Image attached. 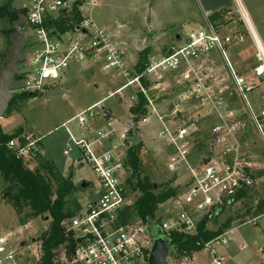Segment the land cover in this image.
<instances>
[{"label":"built area","instance_id":"2783aa9c","mask_svg":"<svg viewBox=\"0 0 264 264\" xmlns=\"http://www.w3.org/2000/svg\"><path fill=\"white\" fill-rule=\"evenodd\" d=\"M95 4L94 0L30 1L25 7V27L32 41L25 44L26 58L19 65L22 77L19 75L18 91L41 94L59 84L72 67L89 64L123 81L115 93L134 86L146 101L140 124L149 128L156 125L154 140L169 150L166 170L176 173L185 169L189 174L188 189L173 201L177 209L175 217H167L158 226L167 237L172 231L194 234L199 216H216L242 201L256 184L258 172H264V165L260 166L251 156L242 136L246 122L250 121L264 147V108L256 113L248 100V94L259 85L238 75L228 56V47L242 42L243 37L240 32L223 34L205 18L202 26L187 31L180 45L170 46L161 59H149L143 74L135 76L126 65L125 51L111 43L94 22L91 10ZM75 8L80 17L78 24L72 31L54 35L47 21L57 18L62 11L70 14ZM240 15L255 46L252 79L264 81V47L258 45L244 11ZM212 53L222 58L224 65L220 69L208 66L207 57ZM169 74L176 77L179 101L190 108L183 117L179 105L167 115L160 109L159 102L169 89ZM233 97L239 98L241 107L235 106ZM256 98L264 106V89L259 90ZM131 100H135L134 96ZM176 118L182 120L181 125L174 124ZM205 119H213L215 123L206 134V153L192 167V148L202 133L197 123ZM78 123L85 124L82 115L78 116ZM130 127L118 135L110 129L96 132L92 139H72L82 158L91 165L100 188L97 198L83 204L66 223L75 246L61 264H147L152 241L146 227L140 222H120L128 205L122 181L125 163L121 148ZM37 147L34 143L22 146L15 139L7 143V148L22 160L37 151ZM68 153L69 149L64 151V155ZM263 216L257 214L241 224L255 223ZM234 230L230 227L204 243L197 253L208 256L210 264H223L219 247L232 240ZM9 240L10 235L0 237V264L3 260L18 264L15 252L8 250ZM26 248L32 250L29 245ZM259 251L264 255V247Z\"/></svg>","mask_w":264,"mask_h":264},{"label":"rangeland","instance_id":"374dc122","mask_svg":"<svg viewBox=\"0 0 264 264\" xmlns=\"http://www.w3.org/2000/svg\"><path fill=\"white\" fill-rule=\"evenodd\" d=\"M6 0H0L3 4ZM31 0H13L12 7L14 9H24L29 5ZM112 4L111 15L109 16L112 21L123 18L124 22H130L135 25L142 12L141 6L146 3L153 5V16L162 21L169 20H182L186 15L188 20L184 22L183 19L179 24L178 33L185 38L187 31L197 29L203 20V6L205 3H210L212 0H114ZM225 2V0H222ZM232 8L227 18L230 17V25L227 31L240 32L243 41L232 45L230 49L231 64H238L245 75H251L252 67L254 66L255 48L252 44V38L246 30V26L240 15V12L246 10L245 17L250 18V21L258 34V37L264 47V0H231ZM180 4L182 9L180 10ZM96 15H93L95 23L103 27V7H98ZM135 13L132 14V11ZM247 17V18H248ZM249 20V19H248ZM200 21V22H199ZM249 22V21H248ZM250 24V22H249ZM11 23L9 19L4 18L0 20V66H2L4 57L7 54L9 47L8 35L11 33ZM223 30V28H222ZM225 31V30H224ZM25 44L28 45L32 41L26 27L23 29ZM244 36H246L244 38ZM153 41V40H149ZM173 41V35L160 36L155 38L154 43L150 46V55L157 56L164 52L165 46ZM151 43V42H149ZM25 45V46H26ZM137 57V54L136 56ZM137 59V58H136ZM134 59V61H136ZM160 59V58H158ZM131 58L126 60L128 68H132ZM130 64V65H129ZM134 64V63H133ZM218 64L223 66L224 62L219 56ZM253 65V66H252ZM93 67V66H91ZM75 68V67H72ZM68 72L59 84L47 88L43 93L30 95L25 97V100L16 99L7 108L4 116L0 119V130L4 134H11L15 130L21 131V137L25 139L26 144L34 143L38 146V151L42 156L49 159L55 168L64 177L68 178L72 173V182L75 186L80 187L81 181L90 183V186L85 189H80L75 193V197L83 205L87 202L93 201L97 198L99 192V184L91 165L83 158L81 152L74 145V140L78 139H92L95 137L96 132H107L110 129L119 134L128 127L127 121L133 123L138 129L136 136L137 140L141 142V156L142 164L149 174L151 181L156 184H161L163 188L168 186L177 188L176 196H182L188 189L189 174L185 169H181L176 173H171L166 170V161L169 154L168 148L161 142L154 140V132L156 127H147L140 124L141 117L138 121H133V116L130 114V107L136 103L135 88L125 89L120 93H114L112 96L106 98L110 92L120 87L123 81L112 79L106 76L105 72H99L98 68L93 67L90 70L72 69ZM75 70V71H74ZM17 75L22 77L19 69ZM16 75V77H17ZM112 80V82L110 81ZM263 80L258 78L257 81ZM21 82L15 81L11 87V92L21 94L18 89ZM178 89L172 88L166 91L168 96L166 100L162 98L159 102L161 112L163 114L171 113L175 105H179L181 117L185 116L190 108L184 106L179 101L176 91ZM262 88L255 89L248 94V100L257 113L264 108L252 102V96L256 97ZM26 94V93H25ZM134 96L135 100H131ZM235 97V96H234ZM233 97V103L237 108L240 100L238 97ZM105 98V99H104ZM104 99V100H103ZM100 101V102H99ZM99 102V103H98ZM96 103V104H95ZM240 103V104H239ZM261 104V103H260ZM105 110L111 111L110 120L105 119ZM91 114V116H90ZM82 115L85 119V124L79 126L78 116ZM181 119L176 118L173 122L175 125H181ZM193 121V120H192ZM215 120L205 119L197 123L201 128V135L204 134L202 141L206 143V134L210 127L215 123ZM110 123V127L107 124ZM247 124L248 121H247ZM250 128V127H249ZM253 128V127H252ZM91 136V137H90ZM90 137V138H87ZM199 136H197L195 144L192 148L191 166L195 167L198 163L199 156L206 153V148H198ZM20 141L19 138H16ZM115 140V139H114ZM255 142L254 150H251V156L258 162L260 166L264 165V147L259 140L258 135L254 129L249 130L247 136V143ZM69 149L68 155H64V151ZM122 154H125L124 147L121 148ZM25 158L24 162L29 170L37 168L38 163L33 157ZM43 175H46L42 170ZM127 173L122 178L123 187ZM2 181L0 178V197ZM173 199H169L165 203L159 205L157 214L161 218V222L167 217H175L177 209L173 206ZM244 200V199H243ZM240 201L230 207L224 208L218 215L208 216V228L215 230L217 227L225 222L228 218H232L231 228L234 227L232 232V240L224 246L219 247V252L224 256L223 264H264V255L259 251L264 247V216L257 220L255 223H246L238 225L241 222L254 217L253 210L261 201L264 208V175L257 178L256 184L250 190L249 197L245 201ZM126 202L132 204L134 202L133 195L127 193ZM204 217H198L201 220ZM50 221L47 217L42 219L31 220L24 226L19 225L18 218L15 215L13 207L7 203L2 202L0 199V237L10 235L8 243V250L15 252V261L18 264H23L25 260L34 263L37 260L40 252V243L34 241L38 239L48 228ZM25 243L32 247L31 251H27L26 246L20 245ZM172 248L169 249V254L166 264H210L211 259L202 254H194L192 259L182 262L175 258ZM3 258V257H2ZM2 264H12L10 260H3Z\"/></svg>","mask_w":264,"mask_h":264},{"label":"trees","instance_id":"16d2710c","mask_svg":"<svg viewBox=\"0 0 264 264\" xmlns=\"http://www.w3.org/2000/svg\"><path fill=\"white\" fill-rule=\"evenodd\" d=\"M12 2L13 0H6L0 4V20L7 18L11 24L19 17L26 16V9H14ZM228 14H230L229 11L223 10L209 16L208 20L214 26L219 23L225 24L231 19V16L227 18ZM79 20L80 17L75 8L70 14L64 11L60 12L57 18L49 19L46 24L51 27L54 35L59 36L72 31ZM10 31L12 32V28ZM148 60L149 49L146 47L138 53L136 64L132 67L133 75L141 76ZM20 79L21 77L17 75L16 81H20ZM140 81L143 86H147L143 77L140 78ZM27 95L25 93L16 94L9 102L8 107L16 99L25 100ZM136 95V103L130 107L129 111L134 122L145 114L146 104L141 93H136ZM138 132V129L132 125L124 142V163L125 173H127L124 191L126 196L127 193L133 195L134 202L125 207L121 213L120 222H140L146 227V231L150 232L160 224L161 218L157 214L159 205L175 198L177 188L169 186L163 188L161 184L151 181L142 164V144L136 138ZM198 136L200 138H198L197 147L203 148L204 146L205 148L202 141L204 134L200 133ZM16 138H19L20 145H27L25 139L21 137L19 129L9 135L0 130V178L2 181L0 199L13 207L21 226L37 218L47 217L50 221L49 228L38 239H34L40 243L37 260L34 263L25 260L23 264H61L64 257L70 256L75 246V240L72 233L67 231L66 223L77 214L82 206L75 197V193L79 192L81 188L59 173L52 162L42 156L38 150L32 151L38 166L34 170H29L24 160L17 159L15 153L7 148V143L10 140H16ZM42 170L46 175H43ZM263 175L264 172L260 171L257 177L260 178ZM248 197L249 194H245L243 201ZM253 213L254 215L264 214L261 201ZM207 219L208 216L197 222L194 234L188 235L177 231L169 233V249L172 248L175 258L180 261L191 259L195 253L200 251L204 243L229 229L233 221L232 218H228L217 229L210 230L207 226L209 223ZM241 223L238 225H242Z\"/></svg>","mask_w":264,"mask_h":264},{"label":"crops","instance_id":"0c3cea01","mask_svg":"<svg viewBox=\"0 0 264 264\" xmlns=\"http://www.w3.org/2000/svg\"><path fill=\"white\" fill-rule=\"evenodd\" d=\"M94 1L96 4L91 10L92 18H93L94 14L96 15V10L99 12L102 11L101 9L98 10V7H103V27H100L96 24L97 27L99 29L103 30L106 38L109 39L111 43L116 44L117 46L121 47L125 51L126 60L129 61V59L131 58V61L129 63L132 62V65H131L132 67L134 64H136V61H137L136 58H138L139 51H141L142 49H144L146 47L149 49L150 46L153 45L155 38H158L160 36L173 35V41L165 46L164 52H161L157 56H154V55H150V51H149V59L153 58L155 60H158V58L161 59L162 57L166 56L170 46L180 45L183 41V37L180 35V33H178V28H179V24H181L180 22L183 19H185L184 22L188 20L187 15L182 20L174 19V20H169V21H162V20L157 19V17H156L157 15L155 17L153 16V12H154L153 5L151 3L145 2L141 6L142 12L140 14L138 22L135 25L128 22L126 25V23L124 22V19L122 17L119 18L118 20H115V22L112 21L109 17L112 13L110 7L113 6L112 4L115 2L114 0H94ZM231 6H232L231 0H225V2H223L222 0H212V1H210V3H205L203 6V12H202L203 20H202V23L199 24V27L203 25L205 18L208 19L209 16H211V15L217 14L223 10H227L229 12L234 11ZM180 10L181 11L185 10V8L182 9L181 4H180ZM243 10L246 13V10L244 8H243ZM133 12L135 13V10L132 11V14H134ZM247 17H248V15H247ZM248 19H249V22H250L255 34L257 35V38H258L261 46H262V43L258 37V34L255 31V28L253 27L249 17H248ZM93 20H94V18H93ZM230 23L231 22H228L225 24L219 23V24H217L216 27L220 31H222L223 34H230L233 32H237V31H227V30H231V29H228V27H227L228 25H230ZM222 28H223V30H222ZM177 36H179L178 39H176ZM245 37L246 36H244V38ZM149 40H153V41H149ZM149 42H151V43H149ZM252 44L254 45L253 41H252ZM232 48H233L232 45L228 47V55H230V49H232ZM254 48H255V46H254ZM136 54H137V57H135ZM134 59H136V61H134ZM207 59H208L207 60L208 66L213 67V68H217V69H220L222 67L221 65L218 64L219 55L217 53L210 54L207 57ZM238 64H235V65L232 64L234 70L237 72L238 75L242 76L244 79H246L247 81H249L251 83H257L259 85V87H257L256 89H259V88L264 89V81H260V80L257 81V80L252 79L251 75L250 76L245 75L244 73H242L241 69L238 68ZM91 66L98 68V66H96V65H92V64L90 65L89 64V65H80V66H77V67L72 68V69L78 68V69L90 70L93 68ZM70 70L68 72H70ZM98 71L100 72L101 70L98 68ZM107 76L112 77L110 74L106 73V76H104L105 77L104 79H106ZM112 79H114V78L112 77ZM175 79H176V77L174 75L169 74V76H168V85H169L168 91H170L172 88L178 89L176 87L177 85L175 83ZM110 81L112 82V80H110ZM129 88H131V87H129ZM117 89L110 92L106 98L112 96V94H114ZM122 91H125V90H122ZM122 91H120V92H122ZM178 93L179 92L177 90L176 95ZM134 95L137 97L136 92ZM165 96H168L167 92L163 96L164 100H166ZM252 102L254 104L255 103L258 104V106H260V107L262 106V103L260 104L258 99L254 96H252ZM239 106H241V104ZM180 116H181V114H180ZM127 123H128L127 124L128 127H130V125H132V123H129V121H127ZM248 123L249 124H247V122H246V130L242 135L243 138H245V136H246V138H245L246 143H247V136L249 134V130L254 129V128H252L253 126L250 123V121ZM153 127H156V125H154ZM90 137H87V138H90ZM247 146H248V151H250V152H251V150L257 149V148H254L255 142L251 143V144H247ZM195 254H198V253H195Z\"/></svg>","mask_w":264,"mask_h":264},{"label":"water","instance_id":"95a60500","mask_svg":"<svg viewBox=\"0 0 264 264\" xmlns=\"http://www.w3.org/2000/svg\"><path fill=\"white\" fill-rule=\"evenodd\" d=\"M27 25L26 16H21L16 21L12 22V32L8 35L9 47L7 54L4 57L2 66H0V119L4 116L9 102L15 96L11 92V87L15 84L18 65L26 58L25 40L23 29ZM179 36L176 37L178 39ZM33 95V94H30ZM41 95V94H40ZM105 119L110 120L111 111L105 110ZM69 181H72V173L69 174ZM90 186V183L81 181L80 188L85 189ZM151 238V248L147 257V264H166L169 254V238L164 235L160 227H155L154 230L147 231ZM25 246V243L20 245Z\"/></svg>","mask_w":264,"mask_h":264},{"label":"bare ground","instance_id":"6f19581e","mask_svg":"<svg viewBox=\"0 0 264 264\" xmlns=\"http://www.w3.org/2000/svg\"><path fill=\"white\" fill-rule=\"evenodd\" d=\"M247 20H248V18L247 17H245ZM249 21V20H248ZM253 32H254V30H253ZM255 33V32H254ZM255 37H256V39H257V41H258V45L259 46H261V44H260V42H259V40H258V38H257V35L255 34Z\"/></svg>","mask_w":264,"mask_h":264}]
</instances>
